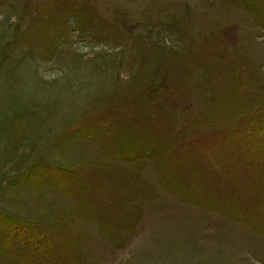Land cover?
<instances>
[{
    "label": "rangeland",
    "instance_id": "obj_1",
    "mask_svg": "<svg viewBox=\"0 0 264 264\" xmlns=\"http://www.w3.org/2000/svg\"><path fill=\"white\" fill-rule=\"evenodd\" d=\"M222 2L0 0V264H264V28Z\"/></svg>",
    "mask_w": 264,
    "mask_h": 264
},
{
    "label": "trees",
    "instance_id": "obj_2",
    "mask_svg": "<svg viewBox=\"0 0 264 264\" xmlns=\"http://www.w3.org/2000/svg\"><path fill=\"white\" fill-rule=\"evenodd\" d=\"M221 1H223L222 3H224V4H226V3L228 5L232 4L233 6H236V7L240 8V9H243V10H246V11L250 12L254 16L256 24L261 25L264 28V0H221ZM224 1H226V2H224ZM236 84H237L236 82L233 83V85H236ZM237 85H236V87H237ZM238 87L240 88V86H238ZM256 89H257L256 86H253V87H250V88L248 87V89H247L248 93H246V95H248L249 97H253V98L255 97L257 100H260V99L262 100L264 94L262 95V92H260L258 89L257 90ZM254 103H256V101L251 102L250 106L253 105ZM247 106H249V105L245 104V107H247ZM253 112H254V115H253L254 117H256L258 120L261 119V124L259 122L257 123L256 121H254L253 120L254 119L253 116H252L253 118L249 117L250 119L247 120L248 123H251L254 126L256 125V123L259 124L262 127H260V129H258V130L263 131L264 130V108L258 109L257 111H253ZM253 112H251V113H253ZM260 113H262V114L258 115ZM262 133L263 132H261V134ZM224 135H225V133L221 132V134L218 133L217 137L214 138L215 135L214 136H209L208 132L199 133V134L195 133L194 136H190V140H192V146H189V147L196 148L194 150V154L193 155H195L198 158L202 157L201 154H203V152L205 153V155H207V153H206L207 151L206 150H207L208 147L209 148H213L211 150L210 155L207 157V159L209 161L215 160V162L220 164V166L225 165L226 163H229V158L226 157V156L223 157L222 156V151L223 152H226V151L228 152L231 149V147H229V143H228L226 145V149H225V147L221 148V138ZM225 138H226V136H225ZM212 140L215 141V144H213ZM108 141H109V143L111 142V140H108ZM186 142L190 143L188 138H186ZM252 143L254 144V146L256 145L255 142H252ZM202 144H203V146L201 148L200 146ZM200 149H202V150H200ZM172 154H173L172 151H170L169 154H168V161H170V162L168 163V167H166V168H170L171 166L174 165L175 161H174V158L172 157ZM184 160H186V162H187V163H184V167L186 169L190 168V169H194V172H197V171L199 172V170L196 167V162L195 161L191 160L187 156L184 157ZM261 162H262L261 164L264 165V160L261 161ZM55 171H58V169H56ZM219 184H220V186L214 185V187L215 188H220V189H225L223 187V184H224L223 181L220 182ZM213 191H215V190H213Z\"/></svg>",
    "mask_w": 264,
    "mask_h": 264
}]
</instances>
